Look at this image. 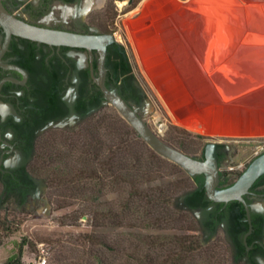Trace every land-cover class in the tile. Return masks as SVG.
Segmentation results:
<instances>
[{
	"label": "rangeland",
	"instance_id": "374dc122",
	"mask_svg": "<svg viewBox=\"0 0 264 264\" xmlns=\"http://www.w3.org/2000/svg\"><path fill=\"white\" fill-rule=\"evenodd\" d=\"M146 1L105 0L86 23L118 37L140 96L132 103L150 128L202 160L206 145L217 143L221 174L232 184L264 153V138L204 135L172 122L127 34L126 21L139 18ZM52 12L58 19L63 10ZM46 130L28 163L35 189L22 202L3 203L0 181V264L19 255L29 264L41 254L47 264H245L234 263L225 222L211 232L204 226L209 209L184 207L185 193L196 187L191 175L156 153L112 104ZM253 205L264 208V199ZM167 213L175 220H165ZM197 240L196 250L182 252Z\"/></svg>",
	"mask_w": 264,
	"mask_h": 264
},
{
	"label": "bare ground",
	"instance_id": "6f19581e",
	"mask_svg": "<svg viewBox=\"0 0 264 264\" xmlns=\"http://www.w3.org/2000/svg\"><path fill=\"white\" fill-rule=\"evenodd\" d=\"M125 24L172 122L204 135L264 138V0H148Z\"/></svg>",
	"mask_w": 264,
	"mask_h": 264
},
{
	"label": "flooded vegetation",
	"instance_id": "af4514ba",
	"mask_svg": "<svg viewBox=\"0 0 264 264\" xmlns=\"http://www.w3.org/2000/svg\"><path fill=\"white\" fill-rule=\"evenodd\" d=\"M88 1L90 0H3V3L17 18L35 26L81 34L114 35L99 32L90 27L91 23H86L87 17L94 10L102 8L105 2L99 0L86 6ZM53 8L63 10L58 19L54 16L55 12H52ZM5 39L6 34L0 26V52ZM124 57L126 58L124 50L115 39L107 48L105 84L109 89H118L123 98L133 105L132 102H137L138 99L134 97L132 86L128 82L131 73L119 75L113 69V64ZM1 61L4 67H0V81L13 78L18 82L7 80L0 89V181L3 193L8 190L15 191L18 197L22 198L24 194L25 198L36 186L33 174L29 173L28 163L33 158L40 133L71 116L77 120L82 119L107 103L102 89L95 81L101 73L100 54L96 49L90 52L86 48L50 45L12 36ZM18 68L26 72V80ZM11 157L15 162L11 161L12 165L8 166L6 162ZM19 157L24 158L25 163ZM10 179L12 186L9 187ZM25 179H31L32 184L25 183ZM223 179L225 178L221 174V182ZM260 181L264 182V177ZM232 184L221 183V187ZM251 190L263 196H246L252 221V231L247 237L250 225L242 203L245 210L242 222L248 223V229L237 235L239 241L231 233L233 226L229 214L224 217L215 214L218 204L221 203L212 201L206 207L209 209V216L204 226L208 222H216L213 231L207 228L215 232L225 222L234 247V260L243 261L245 264H261L259 258H264V208H256L253 203L254 200L264 199V184L253 186ZM232 202L234 201L223 203L221 210H226ZM196 209L205 208L193 210ZM239 210V206H236L233 212L238 213ZM242 244L245 246L243 252Z\"/></svg>",
	"mask_w": 264,
	"mask_h": 264
},
{
	"label": "water",
	"instance_id": "95a60500",
	"mask_svg": "<svg viewBox=\"0 0 264 264\" xmlns=\"http://www.w3.org/2000/svg\"><path fill=\"white\" fill-rule=\"evenodd\" d=\"M0 26L4 29L6 34V39L0 52V67H4L1 57L12 36H19L50 45L86 48L90 52L92 49L98 50L100 54L99 69L101 73L95 81L102 89L107 103L112 104L117 109L120 115L156 153L182 167L191 177L203 174L205 177L204 188L206 190V195L211 201L224 204L230 201H239L242 203L247 212L246 220L250 225V229L246 234V237L248 236L252 231V221L250 217V206L246 200V196L248 194L263 196L262 194L252 192L251 188L262 176H264V153L256 157L232 185L221 187V170L219 166L217 143L210 142L206 145L203 160L178 150L171 144L162 140L159 135L150 128L137 112L136 108L123 98L118 89H109L106 86L105 61L108 45L115 41L112 34L90 35L35 26L13 15L6 8L3 0H0ZM18 69L24 75V80H26V72L21 68ZM7 80L18 82V80L13 78H4L0 81V89ZM20 82L23 83L24 81ZM184 198L185 195L183 201ZM184 207L189 209L185 204Z\"/></svg>",
	"mask_w": 264,
	"mask_h": 264
},
{
	"label": "trees",
	"instance_id": "16d2710c",
	"mask_svg": "<svg viewBox=\"0 0 264 264\" xmlns=\"http://www.w3.org/2000/svg\"><path fill=\"white\" fill-rule=\"evenodd\" d=\"M113 69L114 71L118 72L119 75H123V74H130L132 72V68L131 65L129 63V61L127 60V58H123L120 61H117L113 64ZM128 82L130 84V86H132V90H133V95L135 98L139 99V95H138V89L134 86L133 81H132V75H129L128 77ZM1 173V172H0ZM29 173L33 174L31 172V170L29 169ZM264 176H262L261 178H263ZM194 178L195 182H196V187L189 190L188 192L185 193V199H184V203L190 208L188 209L189 211H192L194 208H206L209 204L212 203V201L207 197L206 195V190L204 188V175H197ZM261 178L254 184V186H259L260 184H264V182H261ZM12 180L10 179L8 181V186H12ZM25 183H27L28 185L32 184L31 179H25L24 180ZM222 184H227L228 181L226 179H223ZM24 198V194H22V198L18 197L17 194L15 193V191H10L8 190L6 193H2V202L3 203H7L10 202L11 200H13L15 203H19V201L22 202V200ZM223 203L218 204L217 209L215 211V214H217L219 217H224L227 214H229V219L231 221V224L233 227H231V233L232 235L235 237L236 241L238 240V234L242 233V230L246 231L248 229V223L246 222H242V218L245 217V210L243 208V205L241 203H239L238 201H234L231 203V206H229L226 210H221ZM236 206H239L240 210L238 213H234V208ZM220 210V212H219ZM172 212V211H171ZM219 212V213H217ZM173 213V212H172ZM172 213L170 214H166L163 216V218H165V220H168V222H172L175 219L172 216ZM206 228H210L212 231L216 228V222L214 223H206ZM250 241V238H249ZM241 242V239H240ZM184 244V243H183ZM182 244V245H183ZM186 244V243H185ZM195 247L193 246V248L187 249L184 245L182 246V252L184 253H189L193 250H196V244L198 245V240L195 241ZM191 246V245H190ZM200 246V245H199ZM186 249V250H184ZM245 250V246L242 244L241 245V251L243 252ZM22 258L21 256H12L11 258H9L8 261H6L3 264H22ZM237 260H234V263H237Z\"/></svg>",
	"mask_w": 264,
	"mask_h": 264
},
{
	"label": "built area",
	"instance_id": "2783aa9c",
	"mask_svg": "<svg viewBox=\"0 0 264 264\" xmlns=\"http://www.w3.org/2000/svg\"><path fill=\"white\" fill-rule=\"evenodd\" d=\"M41 252L43 253L42 250ZM47 262V257L41 254L38 258H34L33 260H31L29 264H47Z\"/></svg>",
	"mask_w": 264,
	"mask_h": 264
},
{
	"label": "crops",
	"instance_id": "0c3cea01",
	"mask_svg": "<svg viewBox=\"0 0 264 264\" xmlns=\"http://www.w3.org/2000/svg\"><path fill=\"white\" fill-rule=\"evenodd\" d=\"M261 208H263V207H261Z\"/></svg>",
	"mask_w": 264,
	"mask_h": 264
}]
</instances>
